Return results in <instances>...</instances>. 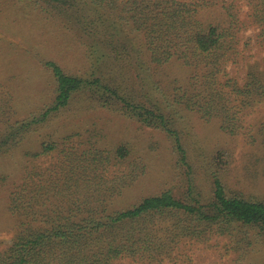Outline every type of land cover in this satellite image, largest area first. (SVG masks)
<instances>
[{
	"label": "trees",
	"instance_id": "obj_1",
	"mask_svg": "<svg viewBox=\"0 0 264 264\" xmlns=\"http://www.w3.org/2000/svg\"><path fill=\"white\" fill-rule=\"evenodd\" d=\"M32 1L79 34L90 75L43 63L54 80V100L22 118L13 116L14 100L0 89V158L13 156L29 134L81 95L165 132L184 165L187 153L175 128L183 111L218 120L233 136L245 130L249 116L264 123V56L250 54L255 48L264 54V0ZM174 64L186 66L188 76L165 75ZM75 137L44 141L36 153L24 151L27 166L12 187L2 176L0 231L11 241L0 240V264H194L181 250L185 238L207 243L247 227L264 241V200L231 193L220 169L212 175L208 201L191 187L186 199L164 191L128 209H111V200L129 183L98 176L102 167L106 172L113 162L125 163L131 150L122 145L103 153L96 142L87 148ZM55 154L58 167L44 169L40 160Z\"/></svg>",
	"mask_w": 264,
	"mask_h": 264
},
{
	"label": "rangeland",
	"instance_id": "obj_2",
	"mask_svg": "<svg viewBox=\"0 0 264 264\" xmlns=\"http://www.w3.org/2000/svg\"><path fill=\"white\" fill-rule=\"evenodd\" d=\"M59 20L50 18L32 0H0V89L11 94L15 118L52 104L54 80L43 63L54 61L70 74L90 75L82 39ZM256 49L250 54L257 60L264 54L256 53ZM187 70L182 64H174L165 68V75L171 79L184 78L188 76ZM134 75L130 73L129 80L138 87ZM166 83L163 87L168 89ZM150 87L151 96L157 98L158 94ZM87 97L78 96L68 109L29 134L13 156L0 158V180L6 175L5 182H10V187L21 180L27 166L21 156L24 151L36 153L44 141L76 134L73 142H83L87 148L91 147L90 141L96 142L95 148L103 153L115 152L122 145L131 150L125 163H105L111 166L106 172L102 167L104 173L98 176V180L129 183L111 200V209H128L164 191L186 199L191 187L208 201L213 196L212 175L219 169L231 193L264 200V123L256 114L246 118L243 132L233 136L221 128L218 120H205L199 113L183 111L181 118H175V128L187 153L188 164L184 165L174 139L165 132L104 109ZM54 157L60 156L44 157L40 164L44 169L50 167L51 171L56 163L58 167ZM1 186L0 200H6L3 193L6 186ZM3 209L0 207V213ZM231 232L214 235L207 243L185 238L180 244L181 250H186L194 264H264V241L256 230L246 227ZM2 239L9 244L11 235L0 231Z\"/></svg>",
	"mask_w": 264,
	"mask_h": 264
}]
</instances>
